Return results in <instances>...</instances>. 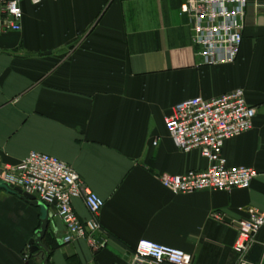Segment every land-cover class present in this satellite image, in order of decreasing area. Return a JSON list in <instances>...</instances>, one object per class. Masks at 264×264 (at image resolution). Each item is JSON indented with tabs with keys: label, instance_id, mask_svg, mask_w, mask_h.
Returning a JSON list of instances; mask_svg holds the SVG:
<instances>
[{
	"label": "crops",
	"instance_id": "crops-1",
	"mask_svg": "<svg viewBox=\"0 0 264 264\" xmlns=\"http://www.w3.org/2000/svg\"><path fill=\"white\" fill-rule=\"evenodd\" d=\"M17 1L22 31L0 24V167L32 152L73 167L105 201L107 245H66L48 206L50 256L31 255L46 211L0 187V264H131L142 240L184 251L193 264H236L238 222L249 209L264 212V0H249L239 59L220 67L196 57L184 0ZM238 89L257 115L223 156L229 167L258 172L250 189L172 194L160 176L209 163L176 148L166 119L183 101ZM73 205L82 221L90 218L84 200ZM248 261L264 264V229Z\"/></svg>",
	"mask_w": 264,
	"mask_h": 264
},
{
	"label": "built area",
	"instance_id": "built-area-1",
	"mask_svg": "<svg viewBox=\"0 0 264 264\" xmlns=\"http://www.w3.org/2000/svg\"><path fill=\"white\" fill-rule=\"evenodd\" d=\"M34 5L44 0H31ZM249 0H184L180 12L189 20L192 46L202 66L220 67L235 64L240 56L246 11ZM23 11L17 0H0V24L10 32H21ZM257 111L251 107L241 89L206 100L188 99L177 104L165 126L176 148L183 153L200 152L209 163L204 171L182 175H162L160 182L174 195L200 192L248 190L258 176L252 168L229 167L223 156L227 141L253 129ZM157 142L155 143V145ZM0 182L6 183L51 207L64 224V243L84 240L94 252L105 249L99 215L105 201L87 187L73 167L47 154L32 152L16 165L0 167ZM82 199L90 218L82 221L74 201ZM214 218L221 219L219 214ZM234 245L236 264H250L248 254L264 229V212L249 209L248 217L237 224ZM131 264H193L184 251L140 241Z\"/></svg>",
	"mask_w": 264,
	"mask_h": 264
},
{
	"label": "water",
	"instance_id": "water-1",
	"mask_svg": "<svg viewBox=\"0 0 264 264\" xmlns=\"http://www.w3.org/2000/svg\"><path fill=\"white\" fill-rule=\"evenodd\" d=\"M0 187L7 189L10 193L18 195L20 199L25 201L26 203L34 207L43 208L46 211L45 217L41 219V228L39 229V231H37L35 239L30 242V254H38V256H50V251L48 247L44 244L51 217L48 212V206L37 201L35 197L24 194L21 190L13 188L12 186L6 183L0 182Z\"/></svg>",
	"mask_w": 264,
	"mask_h": 264
}]
</instances>
